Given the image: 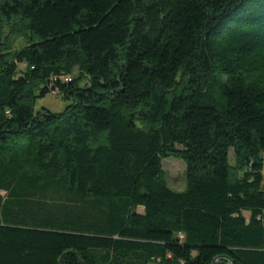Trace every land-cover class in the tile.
Instances as JSON below:
<instances>
[{
	"label": "trees",
	"instance_id": "obj_1",
	"mask_svg": "<svg viewBox=\"0 0 264 264\" xmlns=\"http://www.w3.org/2000/svg\"><path fill=\"white\" fill-rule=\"evenodd\" d=\"M66 254L264 264V0H0V264Z\"/></svg>",
	"mask_w": 264,
	"mask_h": 264
},
{
	"label": "rangeland",
	"instance_id": "obj_2",
	"mask_svg": "<svg viewBox=\"0 0 264 264\" xmlns=\"http://www.w3.org/2000/svg\"><path fill=\"white\" fill-rule=\"evenodd\" d=\"M25 46V42L22 38L17 39L14 49L21 50ZM68 102L63 101L60 97L56 96L53 93H49L45 98H39L35 105L36 112L42 110H48L53 114H61L65 111ZM231 163L233 166L236 165L233 152L230 154ZM164 169L168 173V180L171 189L177 192H182L186 189V167L184 163L180 160H166L164 162Z\"/></svg>",
	"mask_w": 264,
	"mask_h": 264
},
{
	"label": "water",
	"instance_id": "obj_3",
	"mask_svg": "<svg viewBox=\"0 0 264 264\" xmlns=\"http://www.w3.org/2000/svg\"><path fill=\"white\" fill-rule=\"evenodd\" d=\"M67 255H68V254H66V255L61 259V264H63L64 259H65V257H66Z\"/></svg>",
	"mask_w": 264,
	"mask_h": 264
}]
</instances>
